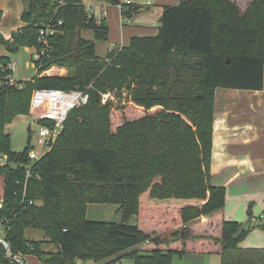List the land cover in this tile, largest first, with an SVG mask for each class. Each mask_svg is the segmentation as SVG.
I'll return each instance as SVG.
<instances>
[{"label":"trees","instance_id":"obj_1","mask_svg":"<svg viewBox=\"0 0 264 264\" xmlns=\"http://www.w3.org/2000/svg\"><path fill=\"white\" fill-rule=\"evenodd\" d=\"M58 1L29 0L24 25L9 39L0 34L9 52L38 49L39 28L61 20L50 50L33 60L36 74L18 81L21 88L0 85V222L12 249L42 264H171L174 254L211 252L221 264H238V256L239 264H252L240 252L248 229L225 219V189L212 185L210 162L215 90L263 88L264 0H249L243 10L234 0H179L163 7L155 35L133 36L105 57L80 36L91 29L107 39L105 23L87 17L84 0ZM8 62L0 56V65ZM51 65L66 73L42 75ZM36 88L85 89L89 98L30 163L29 147L12 150L4 127L28 113ZM122 88L130 104L121 112L101 103L102 94ZM99 203L117 204L121 219L88 220L87 206ZM26 228L43 231L55 251L27 240Z\"/></svg>","mask_w":264,"mask_h":264},{"label":"crops","instance_id":"obj_2","mask_svg":"<svg viewBox=\"0 0 264 264\" xmlns=\"http://www.w3.org/2000/svg\"><path fill=\"white\" fill-rule=\"evenodd\" d=\"M23 1L27 3V9L29 0ZM234 1L240 5L239 0ZM159 3L174 4L169 0H159ZM150 5L141 7L137 12ZM163 7L160 6L155 13L161 15ZM2 18L3 13L0 23ZM155 24L152 22L150 27H154ZM23 25L22 22L17 29ZM148 25L150 23H145L143 27L140 25L129 27L133 31L128 33L129 35L152 34ZM11 32H0V34L5 39H9ZM210 181L212 185L222 186L225 189V203L222 208L225 219L241 218L246 208L248 215L257 209L259 216H252L251 222L258 223L264 229V70L261 90L231 88L215 90ZM117 216L121 218L117 204H89L86 209V218L91 220L110 221L115 220ZM242 241L240 252L245 255L247 261L252 264H264V248H245L242 246ZM250 253L255 255L250 256Z\"/></svg>","mask_w":264,"mask_h":264},{"label":"rangeland","instance_id":"obj_3","mask_svg":"<svg viewBox=\"0 0 264 264\" xmlns=\"http://www.w3.org/2000/svg\"><path fill=\"white\" fill-rule=\"evenodd\" d=\"M174 4H161L159 0H151V5L147 8L145 7L139 12H132L131 17L129 19L130 22H127L128 14L124 15L123 18L119 12L118 7L114 3L113 0H84V4H104L101 9L105 12V16L103 17V22L108 28L107 39H95L93 35V31L91 29H82L80 32V36L83 39L94 41L95 43V54L98 57H105L109 52V48L112 46L117 48L119 46H127L129 44V40L131 37H142V36H152L157 33V27H159L160 22V14H156L155 10H159L160 6H175L178 5L179 0H169ZM240 5L238 4L240 10H243L246 7L249 0H239ZM101 5V6H102ZM160 5V6H159ZM27 3L23 0H0V11L3 13V18L0 23V32H11L16 30L22 22L20 21V14L22 11L26 9ZM144 6L136 7L135 9H140ZM53 10V9H52ZM149 10V11H147ZM134 11V10H133ZM1 13V14H2ZM38 22L45 23L47 20L44 19L43 16L37 15L36 17ZM139 21V22H138ZM155 22L154 27L151 23ZM145 23H150L148 25V29H150V33L146 35H129V31H133L129 27H133L136 25L144 26ZM126 24V25H123ZM125 28V29H124ZM18 30V29H17ZM16 30V31H17ZM11 32V34L13 33ZM10 34V35H11ZM34 47H20L16 52H9L6 50L5 46L0 43V56H6L9 61H15V68L11 73L13 79L15 81H27L36 72V69L33 67V53ZM5 68L6 65H0ZM63 67H58L56 65H51L45 70L42 71V75L52 76V75H61L66 73V70ZM220 90V89H219ZM220 92V91H218ZM105 96L102 98L101 103L108 106L111 111L116 113L121 112L124 107H127L130 104V93L127 88H122L121 90L114 89L112 91H107ZM30 110V109H29ZM32 117L30 116V112L27 114L16 116L11 123L6 124L4 127V131L10 135V147L14 151H21L25 146L35 145V140L32 137L31 130L37 128L36 122L32 121ZM247 210V208H246ZM246 210L242 213L241 218H232L235 219L233 221H237L241 223V225L248 229L247 234L243 238L242 246L245 248H264V229L259 226L258 223L251 222V217L259 216L257 209H254L251 215L246 213ZM90 212V211H89ZM90 214V213H89ZM91 220V218H87ZM117 219V220H116ZM115 220H110V222H117L121 218L117 216ZM101 221V220H96ZM130 223L136 224L135 217L130 219ZM25 238L29 241H39L42 242V249L45 253L49 254L55 251V247L46 241V236L43 231L35 229V228H26L25 229ZM139 245L127 248L123 250V253L130 252L134 249H137ZM252 254L254 253H250ZM255 255V254H254ZM228 262L233 259V255L231 253L230 256H227ZM241 256H238L239 264ZM222 256L218 253H186L181 256L174 254L172 256L171 264H221ZM101 262H93V261H80L79 264H100ZM241 263V262H240ZM26 264H42L41 260H39L36 256L29 254L27 258ZM117 264H134L133 260L130 258H123Z\"/></svg>","mask_w":264,"mask_h":264},{"label":"built area","instance_id":"obj_4","mask_svg":"<svg viewBox=\"0 0 264 264\" xmlns=\"http://www.w3.org/2000/svg\"><path fill=\"white\" fill-rule=\"evenodd\" d=\"M63 0H59L58 3H62ZM114 3L123 18L128 14L127 22H130L131 11L139 6H147L151 3V0H113ZM102 4H84V10L88 18H94L96 23L103 21L105 12L101 9ZM58 24L61 20L56 21ZM48 22L38 30V41L41 47L34 49L33 58L39 60L50 50L49 38L55 35L56 27L55 23ZM120 47V46H119ZM114 49L110 47L109 50ZM15 61H9L5 68L2 67L0 71V85L9 84L15 85L17 88H21L22 85L18 81H15L11 75L15 68ZM105 95L102 94L101 100ZM89 93L85 89H73L63 90L58 88H36L34 89L30 101V116L32 121L36 122L37 128L32 129V137L35 140V145H31L28 149V157L30 163L37 161L47 151L51 149L54 142L62 132L64 123L70 113V111L76 107L83 106L87 103ZM4 162V158L0 157V164ZM26 179L31 176V168L29 165L25 169ZM32 203V201H29ZM1 206V200H0ZM5 227L0 222V264H26L28 255L20 250L12 249L8 240L5 237Z\"/></svg>","mask_w":264,"mask_h":264},{"label":"water","instance_id":"obj_5","mask_svg":"<svg viewBox=\"0 0 264 264\" xmlns=\"http://www.w3.org/2000/svg\"><path fill=\"white\" fill-rule=\"evenodd\" d=\"M77 42V39L74 41V43H76ZM226 62H229V59L227 58L226 59ZM251 205V204H250ZM250 208L251 207H249V210H250ZM154 240H156V237H153V238H151V241H154Z\"/></svg>","mask_w":264,"mask_h":264}]
</instances>
